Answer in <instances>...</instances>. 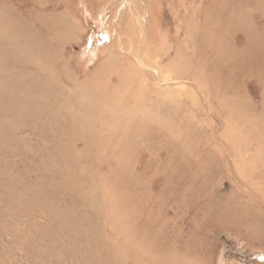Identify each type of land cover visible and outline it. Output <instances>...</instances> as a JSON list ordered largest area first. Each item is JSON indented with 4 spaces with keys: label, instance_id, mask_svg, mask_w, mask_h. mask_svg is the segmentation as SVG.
Returning a JSON list of instances; mask_svg holds the SVG:
<instances>
[{
    "label": "rangeland",
    "instance_id": "374dc122",
    "mask_svg": "<svg viewBox=\"0 0 264 264\" xmlns=\"http://www.w3.org/2000/svg\"><path fill=\"white\" fill-rule=\"evenodd\" d=\"M260 171L264 0H0V264H250Z\"/></svg>",
    "mask_w": 264,
    "mask_h": 264
},
{
    "label": "bare ground",
    "instance_id": "6f19581e",
    "mask_svg": "<svg viewBox=\"0 0 264 264\" xmlns=\"http://www.w3.org/2000/svg\"><path fill=\"white\" fill-rule=\"evenodd\" d=\"M100 1V0H99ZM105 1V0H104ZM94 2V1H93ZM103 4V3H102ZM106 5V4H105ZM87 6V5H86ZM107 8V7H106ZM94 10V9H93ZM88 11V10H87ZM118 13V12H117ZM89 14V13H88ZM100 14V13H99ZM104 14V13H103ZM91 16H92V14H91ZM121 18V17H120ZM119 18V19H120ZM52 29L54 32H55V35H59L64 29H63V26H61L60 24H57V23H52L51 25H49L48 27H45V28H43V30H48V29ZM120 29H121V27H120ZM93 32V31H92ZM101 33V32H100ZM94 34V33H93ZM107 36L106 34H101V37H100V39H103V40H105L106 39V37L105 36ZM26 39H27V41H28V43L31 45V46H33V47H35L36 49H38L37 51H38V56L36 57V60L35 61H32L31 62V64L37 69L36 71H37V73H36V75H35V77H34V80H35V82H39V83H48V82H50V80H44L45 79V77H43V72H42V61L44 60V59H48V57H49V53H48V50H44V49H42V43H41V40H40V37L39 36H37V35H35V34H33V33H27V37H26ZM50 43L52 44V42H50L49 41V43H48V45L49 46H51L50 45ZM34 44L36 45V46H34ZM135 48V47H134ZM131 53V52H130ZM165 53V52H164ZM133 55V57L134 58H136V60L133 58V61H140L141 60V58H140V55H139V53L138 52H133V53H131V56ZM114 56V55H113ZM113 56H111V54H110V56H109V58H108V61H107V59L105 60L106 62L105 63H103V64H106L107 62V64L109 65V66H107L106 65V67H105V69L104 70H100L101 72L100 73H102V72H110L109 73V75H110V77H109V82H107V83H111L112 84V82H111V77H112V73H115V72H112V69L111 68H115L116 66H114L112 63H114V60H113ZM116 57H118V56H116ZM138 57V58H137ZM118 59V58H117ZM139 59V60H138ZM37 61V62H36ZM28 62V65L29 66H32V65H30V63H29V61H27ZM36 63V64H35ZM119 64V69L120 70H123L124 72H129V75L127 76V77H125L126 75H124V77H125V79H124V83H125V80H127V79H129V78H131V80H136V81H139V80H144L143 78H142V75H140V70L138 69V68H134L135 67V65L136 64H134L128 57H125V56H123V58H122V61L120 62V63H118ZM128 64H134L133 66V68H129L130 67V65H128ZM36 66H38L39 67V70H38V68L36 67ZM102 66V65H101ZM100 66V67H101ZM112 66V67H111ZM33 67V68H34ZM123 67H124V69H123ZM126 67V68H125ZM98 69V68H97ZM101 69V68H100ZM90 71V70H89ZM95 71H96V69H95ZM112 72V73H111ZM92 73V72H91ZM96 73V72H95ZM94 73V74H95ZM103 74V73H102ZM116 74V73H115ZM120 74V73H119ZM83 75H85V74H83ZM96 75V74H95ZM121 75V74H120ZM163 75V74H162ZM82 76V75H81ZM122 76V75H121ZM74 77H75V75H74ZM87 77V76H86ZM93 78L94 77V75H90V78ZM101 77V76H100ZM127 78V79H126ZM161 79H163V80H168V79H171V78H166V77H164V76H162L161 77ZM175 79H177V78H175ZM121 81H123V79L121 80ZM128 82V81H127ZM117 83H119L120 84V80L119 79H117V82H116V84ZM112 87H114V84H112ZM156 88H158V87H156ZM154 89V88H153ZM99 94H100V92L99 91H97V93H96V95H98L97 97H99ZM90 97H89V99H90V101H94V100H96V99H94L95 98V93L94 94H90L89 95ZM113 98L114 99H119V98H121V99H124L123 98V95H121V96H117V93L114 95V92H113ZM106 97L104 96V99H105ZM143 109V108H142ZM18 111V110H17ZM137 112L140 114L142 111L141 110H137ZM264 173L262 172V171H260V175H263ZM263 188H264V186H263ZM254 254V253H253ZM223 255V254H222ZM246 256V255H245ZM264 254H262V253H258V254H254L253 255V257L252 258H250V260L248 261V262H250V264H264ZM227 258V257H226ZM232 258H234V256H232V257H230V259H228V263L229 264H236V262H235V259L236 258H234L233 260H232ZM237 259H239V258H237ZM227 263V264H228ZM244 264V263H243Z\"/></svg>",
    "mask_w": 264,
    "mask_h": 264
}]
</instances>
